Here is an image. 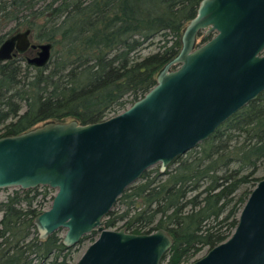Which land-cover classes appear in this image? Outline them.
I'll list each match as a JSON object with an SVG mask.
<instances>
[{"label": "trees", "instance_id": "1", "mask_svg": "<svg viewBox=\"0 0 264 264\" xmlns=\"http://www.w3.org/2000/svg\"><path fill=\"white\" fill-rule=\"evenodd\" d=\"M200 1L0 0V44L25 27L34 42L53 43L43 66L28 63L25 53L0 61V137L48 120L90 123L126 109L180 51L182 31ZM150 45L156 47L145 54ZM263 163L264 91L178 156L166 173L159 164L145 170L103 223L134 233L165 228L174 243L161 264H188L232 234L264 177L257 175ZM40 187L50 188L19 187L0 200V264L76 263L77 244L65 245L59 230L39 236L34 219L47 196L39 199Z\"/></svg>", "mask_w": 264, "mask_h": 264}, {"label": "water", "instance_id": "2", "mask_svg": "<svg viewBox=\"0 0 264 264\" xmlns=\"http://www.w3.org/2000/svg\"><path fill=\"white\" fill-rule=\"evenodd\" d=\"M202 30L216 33L198 43ZM31 32L7 36L0 61L25 53L28 63L47 64L53 43L34 42ZM181 40L157 83L119 113L90 123L48 120L0 137V188L57 189L34 219L41 238L64 228L63 243L72 246L99 231L75 264H161L174 243L167 229H112L104 217L145 170L159 164L166 173L264 91V0H201ZM188 264H264V177L232 234Z\"/></svg>", "mask_w": 264, "mask_h": 264}, {"label": "rangeland", "instance_id": "3", "mask_svg": "<svg viewBox=\"0 0 264 264\" xmlns=\"http://www.w3.org/2000/svg\"><path fill=\"white\" fill-rule=\"evenodd\" d=\"M41 22H43L42 19H40ZM11 25H14L11 24ZM187 25V23L185 24V26ZM184 26V27H185ZM21 29V28H20ZM19 30V29H17ZM16 30V31H17ZM15 31V32H16ZM183 33V31H182ZM215 31L213 33V35H215ZM204 34L206 35V31L202 30L201 32L198 33L197 35V42L198 43H202L203 40V37H204ZM34 35V34H33ZM32 35V36H33ZM181 38H182V35H181ZM207 41V40H205ZM204 41V42H205ZM57 47V46H56ZM148 48H146V50L144 51V53H148L150 51H153L154 48L152 47H156L154 45H150V46H146ZM166 65V63H165ZM164 65V66H165ZM163 66V67H164ZM178 66V64H171L170 68L174 69ZM162 67V68H163ZM160 72V71H159ZM158 72V73H159ZM158 75V74H157ZM71 119H74V118H66L65 121H68V120H71ZM46 121L44 122H40L39 124L37 125H42L43 123H45ZM156 165H153L152 167H155ZM151 167V168H152ZM257 175L258 176H264V163L261 165V167L259 168L258 172H257ZM263 178V177H262ZM17 188L19 187H6V188H0V200H4V199H7L8 196L10 194H12ZM39 191L41 192L40 194V198L42 200V197H43V193L44 192H47V196L44 200V208L47 209L51 206V203H52V200H53V196L56 194L57 192V189H54V188H49V189H45L43 187H40L39 188ZM2 217V212H0V219ZM121 228V227H120ZM114 229H119L118 227L117 228H114ZM59 233L63 236L65 233H66V229L64 228H60L59 229ZM99 235V231L97 229H93L91 232L87 233L86 237L84 238V240L80 243V244H77L76 247L73 248V256H74V261H77L79 259V257L82 255V253L84 252V250L86 249V247L93 241V239H96ZM208 250V248H205L203 251H201V253L199 254L198 257L204 255L206 253V251Z\"/></svg>", "mask_w": 264, "mask_h": 264}, {"label": "flooded vegetation", "instance_id": "4", "mask_svg": "<svg viewBox=\"0 0 264 264\" xmlns=\"http://www.w3.org/2000/svg\"><path fill=\"white\" fill-rule=\"evenodd\" d=\"M204 31H206V30H204ZM213 33H214V31H209V32L206 31V35H207V34H211V35L213 36ZM12 34H13V33H12ZM10 35H11V34H10ZM206 35L204 34V37H205ZM212 36H211V37H212ZM30 37L32 38V32H31V34H30ZM204 37H203V38H204ZM209 39H210V38H209ZM207 40H208V39H207ZM203 42H204V41H202V43H203ZM34 51H36V50L34 49ZM86 235H87V234H86Z\"/></svg>", "mask_w": 264, "mask_h": 264}]
</instances>
